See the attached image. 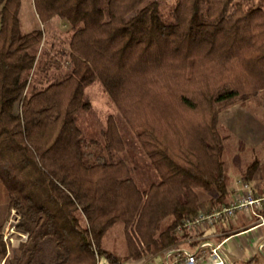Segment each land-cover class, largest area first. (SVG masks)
<instances>
[{
  "label": "trees",
  "instance_id": "16d2710c",
  "mask_svg": "<svg viewBox=\"0 0 264 264\" xmlns=\"http://www.w3.org/2000/svg\"><path fill=\"white\" fill-rule=\"evenodd\" d=\"M34 5L43 24L58 17L69 25L70 69L28 91L44 33L22 31V0H0V183L28 236L13 264H125L101 247L116 222L126 224L133 259L163 261L186 237L181 222L203 212L200 191L216 192L221 204L230 194L219 117L264 91V9L175 0L166 19L161 0ZM95 81L160 177L146 191L120 155L126 141L115 121L101 141L77 124ZM6 254L0 227V261Z\"/></svg>",
  "mask_w": 264,
  "mask_h": 264
},
{
  "label": "rangeland",
  "instance_id": "374dc122",
  "mask_svg": "<svg viewBox=\"0 0 264 264\" xmlns=\"http://www.w3.org/2000/svg\"><path fill=\"white\" fill-rule=\"evenodd\" d=\"M234 1L242 2L245 9L255 7L264 9V0ZM174 6L175 0H161V12L166 19L171 18ZM32 12H34L33 0H22L20 17L28 16ZM40 27L44 33V39L37 50L36 67L28 76V91L33 87L44 88L51 82L62 79L70 69L69 41L72 31L69 25L64 26V23L57 24V21H49ZM85 99L90 103V108L77 113V124L84 136L101 141V133L112 119L126 141V150L120 155L131 168V176L137 186L146 191L153 183L159 182L160 177L157 171L140 148L134 132L124 121L100 81H95L85 88ZM219 130L224 146L223 160L227 167V186L231 193H235L243 182L256 180L264 184V91L225 108L219 117ZM255 161H258V167L248 179L249 167ZM216 197L217 194L214 191L201 190V210L211 212L228 205L229 195L222 204L216 201ZM16 211L14 208H9L7 193L0 183V227L2 240L7 250L5 260L0 261V264H13V252L28 239L27 234L18 229L21 217L20 215L17 217ZM82 221L85 223L83 217ZM171 222L172 218L167 219L164 227ZM125 225L123 222L113 224L102 237L101 247L117 257L128 259L125 264H163L162 259L151 258L152 256L139 260L130 256L131 250ZM23 234L26 235L25 238L22 237Z\"/></svg>",
  "mask_w": 264,
  "mask_h": 264
},
{
  "label": "crops",
  "instance_id": "0c3cea01",
  "mask_svg": "<svg viewBox=\"0 0 264 264\" xmlns=\"http://www.w3.org/2000/svg\"><path fill=\"white\" fill-rule=\"evenodd\" d=\"M33 6L34 12L28 16L20 17L21 28L24 33L41 29L40 26L43 24L37 15L34 0ZM51 21L66 25L58 17ZM248 183L250 191L256 198H264V184L261 181L252 180ZM229 191L228 205L245 195L242 186L238 187L233 194L230 189ZM191 237L206 239L214 245L221 244L222 251L227 258L226 264H264V201L260 206L237 211L233 218L219 222L213 228L204 226L201 230L192 232ZM99 264L109 263L104 259L100 260Z\"/></svg>",
  "mask_w": 264,
  "mask_h": 264
},
{
  "label": "built area",
  "instance_id": "2783aa9c",
  "mask_svg": "<svg viewBox=\"0 0 264 264\" xmlns=\"http://www.w3.org/2000/svg\"><path fill=\"white\" fill-rule=\"evenodd\" d=\"M1 25L2 17L0 13V27ZM241 185L245 191L243 197L235 199L230 205L221 209L212 212H200L197 216L181 222L178 229L186 237L184 240L182 239L184 242L180 241L175 246L169 247L161 253L165 264H226L227 258L222 251L221 244L214 245L206 239L191 237V234L196 230H201L204 226L213 228L217 223L233 218L239 210L260 206L264 198H256L250 191L248 182H243ZM16 212L18 213L17 217H19V212ZM22 237L25 238L26 235L23 234Z\"/></svg>",
  "mask_w": 264,
  "mask_h": 264
}]
</instances>
